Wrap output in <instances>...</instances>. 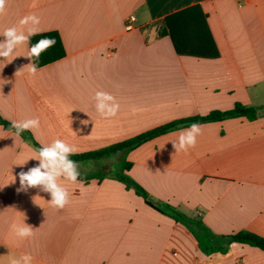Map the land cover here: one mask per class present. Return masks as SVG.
I'll return each instance as SVG.
<instances>
[{"label":"crops","instance_id":"1","mask_svg":"<svg viewBox=\"0 0 264 264\" xmlns=\"http://www.w3.org/2000/svg\"><path fill=\"white\" fill-rule=\"evenodd\" d=\"M30 13L40 17L38 33L58 32L65 55L35 76L23 57L29 43L11 63L0 60V117L40 119L38 129L0 139V264L23 254L32 264H264V250L238 242L203 254L184 225L114 178L125 158L127 174L153 201L200 219L216 235L264 238V114L200 124L202 135L187 152L170 142L184 126L126 154L74 160L80 176L76 183L61 178L70 193L63 209L37 188L16 191L17 173L38 163L17 166L35 154L33 142L61 138L80 154L236 103L264 109V0H7L0 32L21 28ZM100 90L120 104L116 117L96 112L92 97ZM12 132L0 125V136ZM23 214L35 234L21 240L10 225Z\"/></svg>","mask_w":264,"mask_h":264},{"label":"clouds","instance_id":"2","mask_svg":"<svg viewBox=\"0 0 264 264\" xmlns=\"http://www.w3.org/2000/svg\"><path fill=\"white\" fill-rule=\"evenodd\" d=\"M7 0H0V16L6 13ZM40 17L35 13H30L19 20L21 28L11 26L3 29L0 36V60H7L11 63L17 56L13 55L19 46L26 45L30 42L31 37L39 32ZM27 29L25 31L24 29ZM56 44L54 37H42L36 43L32 44L28 49L27 54L23 57L28 58L31 63L27 66L28 74L35 76L38 67L33 63V59L39 60L41 54ZM12 57L11 60H8ZM5 66V65H4ZM22 70V69H21ZM17 71L19 74L21 71ZM94 100V107L96 112L104 119H112L117 116L120 110V104L116 98L106 91H96L92 97ZM86 114V113H85ZM82 125H87V120H81ZM40 127V119L29 118L24 120H13L10 122L9 131L14 129L11 136H0V139L7 137H19L25 131H32ZM202 135V126L199 123H192L186 128L179 131L178 139L170 141L175 152H187L194 148L197 144V138ZM77 148L66 142L64 139L56 138L51 143L43 144L35 154L29 159L24 160L17 166H23L29 160L38 161L37 164L27 169L21 170L17 173L19 178V187L16 189L17 193H26L31 188H37L40 192L48 193L50 200L48 204L55 209H63L70 203V193L68 189L60 183L61 178L72 183H76L80 176L79 165L70 157L76 154ZM16 182V176H13L12 183ZM7 186V185H6ZM41 198L39 195L33 197L35 204L37 199ZM38 205V204H37ZM24 215V214H23ZM26 216L22 223H12L10 231L21 240L28 239L34 236V229L31 225L25 223ZM33 256L31 254H23L20 257H12L9 264H32Z\"/></svg>","mask_w":264,"mask_h":264},{"label":"trees","instance_id":"3","mask_svg":"<svg viewBox=\"0 0 264 264\" xmlns=\"http://www.w3.org/2000/svg\"><path fill=\"white\" fill-rule=\"evenodd\" d=\"M165 35V31H161L159 36ZM54 37L56 39V44L49 48L47 51L43 52L39 60L33 59V63L37 67L44 66L46 64L52 63L56 60L61 59L65 55V50L60 35L56 31H49L38 33L37 35L31 37L29 42V48L32 44L36 43L42 37ZM264 114V109L256 108L251 106H245L240 103H236L233 109L229 111H213L205 116H194L185 119H180L173 121L171 123L159 126L152 130L143 132L135 137L127 139L125 141L110 145L105 148H101L95 151H90L86 153H80L72 155L70 158L72 160L84 161V160H98L105 157H110L119 152L126 154L130 150L148 142L156 137H159L171 130L189 126L192 123H207L213 121H219L227 118H238L244 117L249 121L257 119L259 116ZM0 125L5 129H10V123L0 117ZM14 130V129H13ZM27 132V131H25ZM25 132H23L25 134ZM33 145L36 149H39L41 146L33 142ZM131 167V163L126 161L125 158H122L118 163L115 169L114 178L121 182L127 190H133L134 193L140 196L144 202L155 210L159 211L162 214L167 215L172 218L174 221L184 225L189 232L193 235L198 243L199 250L205 255H211L214 253H225L229 245L234 242L247 244L250 246L258 247L264 250V238L247 231H240L232 235H216L214 234L204 223L196 218L188 216L176 207L163 202H155L149 196V194L136 182L134 181L127 172ZM95 178L101 179L103 175H95ZM90 177V178H93Z\"/></svg>","mask_w":264,"mask_h":264},{"label":"built area","instance_id":"4","mask_svg":"<svg viewBox=\"0 0 264 264\" xmlns=\"http://www.w3.org/2000/svg\"><path fill=\"white\" fill-rule=\"evenodd\" d=\"M134 20H135V18L131 16V17H129L128 22H129V23H132Z\"/></svg>","mask_w":264,"mask_h":264}]
</instances>
